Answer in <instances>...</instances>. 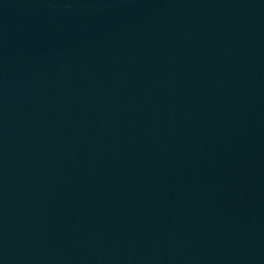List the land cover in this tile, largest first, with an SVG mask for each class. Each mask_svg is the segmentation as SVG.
Segmentation results:
<instances>
[{"label":"water","instance_id":"obj_1","mask_svg":"<svg viewBox=\"0 0 264 264\" xmlns=\"http://www.w3.org/2000/svg\"><path fill=\"white\" fill-rule=\"evenodd\" d=\"M0 264H264V0H0Z\"/></svg>","mask_w":264,"mask_h":264}]
</instances>
